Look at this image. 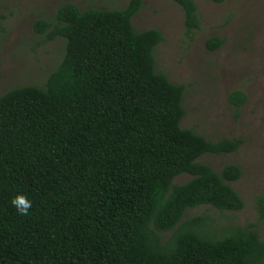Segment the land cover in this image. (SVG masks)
Instances as JSON below:
<instances>
[{
  "label": "trees",
  "instance_id": "16d2710c",
  "mask_svg": "<svg viewBox=\"0 0 264 264\" xmlns=\"http://www.w3.org/2000/svg\"><path fill=\"white\" fill-rule=\"evenodd\" d=\"M173 1L193 33L196 1ZM142 7L62 2L54 20H34L35 32L65 39V53L43 85L0 96V264H262L256 223L214 235L202 215L183 220L204 204L243 208L231 184L241 166L217 171L198 160L243 140L214 141L181 125L185 85L157 70L164 36L136 29ZM222 43L212 36L206 44ZM247 98L229 94L237 110ZM182 174L191 177L176 182ZM18 194L32 201L26 216L11 205ZM257 207L264 218V194Z\"/></svg>",
  "mask_w": 264,
  "mask_h": 264
},
{
  "label": "rangeland",
  "instance_id": "374dc122",
  "mask_svg": "<svg viewBox=\"0 0 264 264\" xmlns=\"http://www.w3.org/2000/svg\"><path fill=\"white\" fill-rule=\"evenodd\" d=\"M195 1L199 27L193 33L187 31L183 8L173 0H143L133 17L136 29L163 33L155 49L156 68L185 85L181 125L214 141L243 140L233 152L205 153L198 159L217 171L228 163L241 166L242 176L231 184L243 208L219 210L204 204L188 208L183 220L202 215L207 218L203 230L214 235L256 223L264 241V218L257 207V197L264 194V0ZM62 2L81 9H120L129 0H0V96L17 86L43 85L63 58L64 38L47 39L33 29L38 17L54 20ZM212 36L223 39L220 47H207ZM236 89L248 96L238 110L229 102ZM190 177L182 174L175 180Z\"/></svg>",
  "mask_w": 264,
  "mask_h": 264
},
{
  "label": "clouds",
  "instance_id": "9594fccd",
  "mask_svg": "<svg viewBox=\"0 0 264 264\" xmlns=\"http://www.w3.org/2000/svg\"><path fill=\"white\" fill-rule=\"evenodd\" d=\"M11 205L17 210L18 214L26 216L32 208V201L24 194H18L11 200Z\"/></svg>",
  "mask_w": 264,
  "mask_h": 264
}]
</instances>
